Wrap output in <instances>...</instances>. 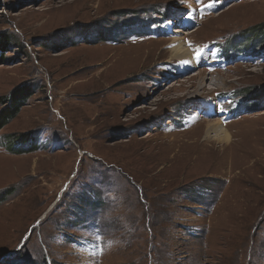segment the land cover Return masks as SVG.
Here are the masks:
<instances>
[{"label": "rangeland", "instance_id": "374dc122", "mask_svg": "<svg viewBox=\"0 0 264 264\" xmlns=\"http://www.w3.org/2000/svg\"><path fill=\"white\" fill-rule=\"evenodd\" d=\"M0 44V264H264V0H0Z\"/></svg>", "mask_w": 264, "mask_h": 264}, {"label": "trees", "instance_id": "16d2710c", "mask_svg": "<svg viewBox=\"0 0 264 264\" xmlns=\"http://www.w3.org/2000/svg\"><path fill=\"white\" fill-rule=\"evenodd\" d=\"M150 19L153 20L151 17H150ZM153 23L154 22H152V24ZM152 24L148 25V29L150 28V26ZM254 38L255 37L252 36V33L251 34L248 33V34H244V35L235 34L228 41H227V39H225V41L222 44L223 45V47H222L223 56L225 57L226 60H232L234 58H237L239 55H244V56L256 55L257 54L256 52L249 50V49H246V47H250V46H248V42L252 43V41H249V40H253ZM255 40H257V39H255ZM259 40L260 39H258V41ZM242 41L245 42L244 50L248 51L246 54H241L239 50L234 48L236 45L240 44ZM213 42H215V41H213ZM7 43H9V40H7ZM215 43L218 45L217 42H215ZM2 48H3V46L0 44V55H1L2 50H3ZM260 54H264V53H260ZM263 96H264V94L261 95V97H263ZM24 100H25L24 96L14 98V101L10 103V114L5 116V118L0 122V126L4 125L9 118H11L15 115V113L18 111V109L20 107V104ZM260 100H262V99H260ZM45 262H46V260H45ZM28 264H36V263L30 262Z\"/></svg>", "mask_w": 264, "mask_h": 264}, {"label": "bare ground", "instance_id": "6f19581e", "mask_svg": "<svg viewBox=\"0 0 264 264\" xmlns=\"http://www.w3.org/2000/svg\"><path fill=\"white\" fill-rule=\"evenodd\" d=\"M173 20V19H172ZM171 20V21H172ZM170 25V24H169ZM164 26V25H163ZM162 26V27H163ZM174 31H176L177 33H182V31H181V29H175ZM173 52H174V55H176V56H181V55H186V54H188L189 52L187 51V49L186 48H184L183 46H182V44H181V42L180 41H178V42H173ZM188 52V53H187ZM196 52L197 51H195L194 53H193V59H192V61H193V64L192 65H194V64H196L197 63V61H198V59H194V56H195V54H196Z\"/></svg>", "mask_w": 264, "mask_h": 264}, {"label": "snow or ice", "instance_id": "6c2138e0", "mask_svg": "<svg viewBox=\"0 0 264 264\" xmlns=\"http://www.w3.org/2000/svg\"><path fill=\"white\" fill-rule=\"evenodd\" d=\"M198 2H199V0H198ZM209 6H210V5H209ZM200 55H201V51H197L196 54H195V56H194V59H199ZM183 63H184V64H187V63H189V61H184ZM219 110H220V111H223L224 109H223V107L221 106Z\"/></svg>", "mask_w": 264, "mask_h": 264}]
</instances>
